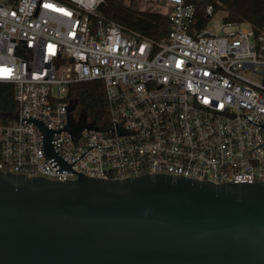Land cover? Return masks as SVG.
I'll return each mask as SVG.
<instances>
[{
  "label": "built area",
  "instance_id": "2783aa9c",
  "mask_svg": "<svg viewBox=\"0 0 264 264\" xmlns=\"http://www.w3.org/2000/svg\"><path fill=\"white\" fill-rule=\"evenodd\" d=\"M135 1L163 10V38L106 18L104 0H0V84L14 102L0 117V172L264 182V22L215 32L197 26L187 0ZM91 81L102 83L106 125L70 132L80 116L69 88Z\"/></svg>",
  "mask_w": 264,
  "mask_h": 264
},
{
  "label": "water",
  "instance_id": "95a60500",
  "mask_svg": "<svg viewBox=\"0 0 264 264\" xmlns=\"http://www.w3.org/2000/svg\"><path fill=\"white\" fill-rule=\"evenodd\" d=\"M0 264H264V182L0 172Z\"/></svg>",
  "mask_w": 264,
  "mask_h": 264
},
{
  "label": "trees",
  "instance_id": "16d2710c",
  "mask_svg": "<svg viewBox=\"0 0 264 264\" xmlns=\"http://www.w3.org/2000/svg\"><path fill=\"white\" fill-rule=\"evenodd\" d=\"M187 3L193 5L199 27L205 26L210 20L205 12L207 6L213 8L212 15L223 10L226 13L222 19L224 23L248 22L258 28L264 22V0H187ZM98 10L106 18L153 39L163 38L169 29L163 14L139 11L125 4L124 0H104ZM67 99L71 101L75 117L83 114L86 122H92L100 128L106 125L108 107L101 82L73 84ZM13 110L12 86L0 84V117Z\"/></svg>",
  "mask_w": 264,
  "mask_h": 264
},
{
  "label": "rangeland",
  "instance_id": "374dc122",
  "mask_svg": "<svg viewBox=\"0 0 264 264\" xmlns=\"http://www.w3.org/2000/svg\"><path fill=\"white\" fill-rule=\"evenodd\" d=\"M124 3L130 4L131 7L139 10V6L137 5V2L135 0H124ZM153 9L154 10H148V12H160L163 14V10H161L160 7L154 8L153 6ZM225 14L226 13L223 10H219L218 12H216L214 15L211 16L208 25L212 31L218 32L220 30V26L223 23L222 19L224 18Z\"/></svg>",
  "mask_w": 264,
  "mask_h": 264
}]
</instances>
